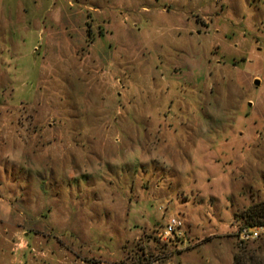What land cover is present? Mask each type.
<instances>
[{"label":"rangeland","instance_id":"obj_1","mask_svg":"<svg viewBox=\"0 0 264 264\" xmlns=\"http://www.w3.org/2000/svg\"><path fill=\"white\" fill-rule=\"evenodd\" d=\"M260 203L264 0H0V264H232Z\"/></svg>","mask_w":264,"mask_h":264},{"label":"built area","instance_id":"obj_2","mask_svg":"<svg viewBox=\"0 0 264 264\" xmlns=\"http://www.w3.org/2000/svg\"><path fill=\"white\" fill-rule=\"evenodd\" d=\"M234 229V240L237 248H245L247 244L264 243V221L260 224L238 222L232 226ZM183 237L182 223L177 218L171 217L167 220L163 231L164 240H179Z\"/></svg>","mask_w":264,"mask_h":264},{"label":"trees","instance_id":"obj_3","mask_svg":"<svg viewBox=\"0 0 264 264\" xmlns=\"http://www.w3.org/2000/svg\"><path fill=\"white\" fill-rule=\"evenodd\" d=\"M246 222L260 224L264 221V204H256L248 209L246 213ZM255 248L251 250L239 249L232 258V264H264V261L260 258L264 254L261 250L264 244H255ZM137 264H151L148 259H144V262L137 261Z\"/></svg>","mask_w":264,"mask_h":264},{"label":"water","instance_id":"obj_4","mask_svg":"<svg viewBox=\"0 0 264 264\" xmlns=\"http://www.w3.org/2000/svg\"><path fill=\"white\" fill-rule=\"evenodd\" d=\"M254 84H255V85H258V82H257V81H255V82H254Z\"/></svg>","mask_w":264,"mask_h":264}]
</instances>
